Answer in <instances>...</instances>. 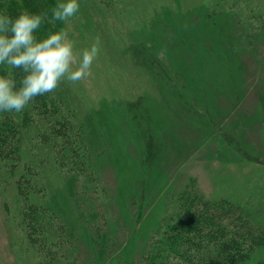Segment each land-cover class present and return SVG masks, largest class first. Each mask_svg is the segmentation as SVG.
<instances>
[{"label": "rangeland", "instance_id": "1", "mask_svg": "<svg viewBox=\"0 0 264 264\" xmlns=\"http://www.w3.org/2000/svg\"><path fill=\"white\" fill-rule=\"evenodd\" d=\"M79 4L66 23L74 53L79 57L96 43L99 54L90 75L62 81L54 93L85 122L91 148L100 153L98 186L85 196L82 178L62 170L50 144L36 138L40 125L26 136L20 169L36 172L45 189L34 200L47 202L75 230L81 261L138 259L181 189L229 197L264 220V0ZM152 37L179 44L176 61L195 59L194 69L186 68L188 80L206 73L209 85L192 95L178 86L182 100L173 99L147 62L144 41ZM203 41L211 42L201 51ZM139 151L152 155L146 167ZM18 200L15 186L0 179V264H37L39 255L11 217ZM80 202L99 218L79 212Z\"/></svg>", "mask_w": 264, "mask_h": 264}, {"label": "trees", "instance_id": "2", "mask_svg": "<svg viewBox=\"0 0 264 264\" xmlns=\"http://www.w3.org/2000/svg\"><path fill=\"white\" fill-rule=\"evenodd\" d=\"M103 1L110 6L114 0ZM58 3L60 0H0V14H8L15 20L25 10L31 14L46 13L34 33L42 40L61 29L66 31L67 22H51L52 9ZM155 40L152 37L151 41H144V49L150 53L145 61L155 74L153 79L157 85L172 89L173 99L182 100L179 95L184 93L175 90L178 86L192 95L194 89L209 85L206 73H193L188 80L185 71L194 69L195 59L176 61L173 53L179 44ZM203 42L205 47L201 51L207 50L211 41ZM9 74L20 87L24 73L0 65V75ZM35 125L43 127L36 132V138L41 136L50 144L59 167L72 173L75 179L82 178V191L87 198L100 179L99 167L95 164L100 153L91 148L85 122L54 91L35 98L19 113L0 112V179L5 185L15 186L19 199L18 210L11 217L39 255L37 264H84L78 254L75 230L69 222L47 202L34 200L37 193L45 190L41 183L38 185L36 172L30 173L27 165L20 172L26 136ZM140 133L145 136L144 131ZM142 152L139 151L140 161L146 167L152 155L147 157ZM78 210L88 215L81 202ZM98 214L93 209L88 216L99 218ZM161 220L147 248L128 264H264V220L249 206L229 197L211 198L197 188L181 189L174 194L169 211ZM91 231L99 240L96 232Z\"/></svg>", "mask_w": 264, "mask_h": 264}, {"label": "clouds", "instance_id": "3", "mask_svg": "<svg viewBox=\"0 0 264 264\" xmlns=\"http://www.w3.org/2000/svg\"><path fill=\"white\" fill-rule=\"evenodd\" d=\"M79 9V0H63L52 9L51 22H68ZM45 16L25 10L13 20L0 14V65L24 73L20 87L11 74L0 75V112L19 113L35 98L53 92L62 81L76 83L91 74L99 54L97 44L78 57L64 29L38 40L34 33Z\"/></svg>", "mask_w": 264, "mask_h": 264}]
</instances>
